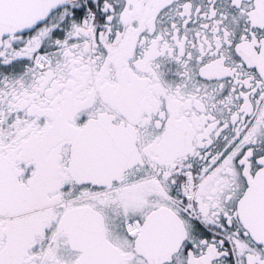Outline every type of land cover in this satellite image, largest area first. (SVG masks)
<instances>
[{"label": "snow or ice", "instance_id": "6c2138e0", "mask_svg": "<svg viewBox=\"0 0 264 264\" xmlns=\"http://www.w3.org/2000/svg\"><path fill=\"white\" fill-rule=\"evenodd\" d=\"M0 264H264V0H0Z\"/></svg>", "mask_w": 264, "mask_h": 264}]
</instances>
